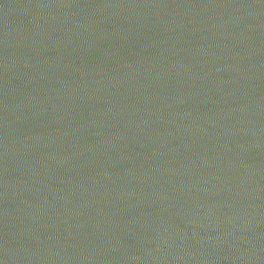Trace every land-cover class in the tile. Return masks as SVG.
I'll return each instance as SVG.
<instances>
[{
	"label": "water",
	"instance_id": "obj_1",
	"mask_svg": "<svg viewBox=\"0 0 264 264\" xmlns=\"http://www.w3.org/2000/svg\"><path fill=\"white\" fill-rule=\"evenodd\" d=\"M0 264H264V0H0Z\"/></svg>",
	"mask_w": 264,
	"mask_h": 264
}]
</instances>
